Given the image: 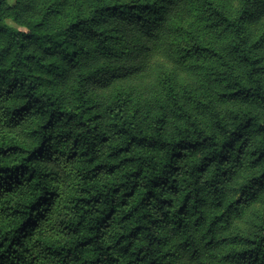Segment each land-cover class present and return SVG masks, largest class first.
I'll return each instance as SVG.
<instances>
[{
    "label": "trees",
    "instance_id": "16d2710c",
    "mask_svg": "<svg viewBox=\"0 0 264 264\" xmlns=\"http://www.w3.org/2000/svg\"><path fill=\"white\" fill-rule=\"evenodd\" d=\"M229 2L0 0V264H264V0Z\"/></svg>",
    "mask_w": 264,
    "mask_h": 264
},
{
    "label": "rangeland",
    "instance_id": "374dc122",
    "mask_svg": "<svg viewBox=\"0 0 264 264\" xmlns=\"http://www.w3.org/2000/svg\"><path fill=\"white\" fill-rule=\"evenodd\" d=\"M9 3H10L11 5H14L15 0H9ZM229 5H230L229 7H230V9H231L232 11H236V10H238L239 7H240L239 0H230ZM9 24L12 25V26H15V27H16V25H15L14 23H12L11 21H9Z\"/></svg>",
    "mask_w": 264,
    "mask_h": 264
},
{
    "label": "snow or ice",
    "instance_id": "6c2138e0",
    "mask_svg": "<svg viewBox=\"0 0 264 264\" xmlns=\"http://www.w3.org/2000/svg\"><path fill=\"white\" fill-rule=\"evenodd\" d=\"M262 187H264V184H262Z\"/></svg>",
    "mask_w": 264,
    "mask_h": 264
}]
</instances>
